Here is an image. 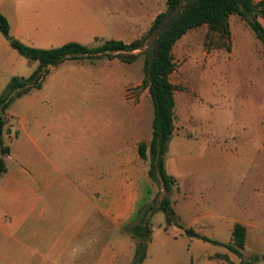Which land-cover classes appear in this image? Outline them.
<instances>
[{
    "label": "rangeland",
    "instance_id": "rangeland-1",
    "mask_svg": "<svg viewBox=\"0 0 264 264\" xmlns=\"http://www.w3.org/2000/svg\"><path fill=\"white\" fill-rule=\"evenodd\" d=\"M18 1L0 0V8L11 14ZM143 1L134 0L130 7ZM158 5L161 11L167 10L166 0H158ZM260 21L264 26V20ZM230 24L229 39L202 26L188 32L174 47L176 68L171 81L176 86V126L191 140L181 153L168 151L166 155V170L177 179L171 193L165 192L162 181L154 183L147 174L150 188L134 220L128 223L138 222L148 207L155 208L156 213L151 216L152 240L142 264H242V259L223 246L189 238L178 226L167 227L165 213L160 211L165 197L171 200L181 224L210 239L233 244L235 225H244V258L252 264H264V46L240 17L232 16ZM1 35L11 50L0 53V100L14 77L27 79L40 66L20 55ZM155 42L156 37L151 36L140 50L122 52L129 58L138 57L133 63L107 57L94 63L66 61L51 69L41 89L12 101L7 110L5 140L22 163L8 159L11 171L35 166L24 161L25 154L39 163L38 145L43 130L47 139L54 142L60 140V130L66 132L61 158L64 175L69 179L75 177L74 171L89 166H96L104 176H113L115 163L78 164L73 161L75 151L86 143L80 140H90L96 142L94 149L100 156L105 150V130L125 124L133 112H137L139 120V137L150 143L154 105L142 81L144 54L157 48ZM102 45L103 42H96L88 47ZM11 64L13 77L5 81L7 75L1 74ZM94 134L97 139L92 141ZM179 155L188 158L186 165L180 162ZM151 163L149 153L140 165L148 173ZM79 199L71 194L59 197L57 205H50L48 219H82ZM6 205H0V211L6 212ZM1 218L0 264H71L72 256L83 255L92 239H74L64 227L34 224L37 218L20 227L12 226L9 213H3ZM99 219L103 217L98 214ZM120 235H126L123 243L137 244L122 229L113 235L112 245L117 246ZM101 241L98 234V244ZM62 248L69 253L63 256ZM136 251L137 245L124 252L116 264H132Z\"/></svg>",
    "mask_w": 264,
    "mask_h": 264
},
{
    "label": "crops",
    "instance_id": "crops-1",
    "mask_svg": "<svg viewBox=\"0 0 264 264\" xmlns=\"http://www.w3.org/2000/svg\"><path fill=\"white\" fill-rule=\"evenodd\" d=\"M133 1L19 0L15 5V12L7 14L2 8L0 12L10 22L11 35L35 48L53 49L71 42L89 46L111 40L130 44L148 33L157 16L164 12L159 8L158 0H144L138 6L130 7V2ZM9 50L10 45L0 33V53ZM4 74L7 75L5 81L12 79V64L4 67L1 75ZM135 83L139 85L140 82L137 80ZM92 128L89 127L90 131ZM44 132L45 130L40 136V144H37L41 152L39 163L37 159L25 154L24 161L35 165L34 167L12 172L8 159L22 162L13 156L11 148V155L6 160L8 173L0 182V205L7 204V211H0V220L4 221L1 218L3 213H9L12 215L11 222L14 227H20L25 221L37 218L39 220L34 224L49 228L64 227L66 234L74 239L91 236L85 253L73 255L71 264L118 263L120 256L130 248H136V244L130 241L123 243L126 235H120L117 236L121 238L120 242L114 246L111 242L113 235L120 233L125 225L134 220L145 199L146 191L150 188L148 173L140 165L143 159L138 149L144 139L139 137L137 112H133L125 124L110 126L105 130L104 144L101 143L105 150L100 152V156L94 149L95 141L92 143L90 140H80L83 141L82 144L86 143L75 151L73 161L78 164L115 163V171L110 177L104 176L101 171L98 173L96 166L74 171L75 180L65 177L61 152L66 132L60 130L59 138L62 140L58 142L49 141ZM92 138V141L97 139L96 134ZM190 140L176 126V132L169 144V153H181ZM133 150L137 153L134 154ZM179 157L180 162L186 165L188 158L185 155ZM70 194L80 197L79 210L84 217L66 222L49 220L50 205H57L59 197ZM22 203L25 205V212H22ZM98 214L103 219L98 220ZM98 234L102 238L100 244ZM61 253L65 256L69 251L62 248ZM133 255L134 252L131 253V258Z\"/></svg>",
    "mask_w": 264,
    "mask_h": 264
},
{
    "label": "trees",
    "instance_id": "trees-1",
    "mask_svg": "<svg viewBox=\"0 0 264 264\" xmlns=\"http://www.w3.org/2000/svg\"><path fill=\"white\" fill-rule=\"evenodd\" d=\"M184 2L185 0H167V10L157 16L148 34L141 39L130 44L115 40L106 41L102 46L93 49L76 42L53 49L28 46L11 35L10 22L0 12V31L11 42L12 48L20 55L40 63L38 70L31 77H14L0 100V182L8 173L6 160L11 155V147L6 144L5 135L8 133L7 110L12 101L22 98L33 89H41L51 69L66 61L94 63L107 57L133 63L138 57L129 58L122 52L138 51L151 36H155V46L158 48L148 50L144 54L146 61L143 80V87L149 90L154 105L153 135L150 143L142 142L139 145L138 151L143 160H147L150 153L152 163L148 172L149 178L154 183L162 181L165 192L171 193L177 180L166 170V155L176 132V86L171 81L176 68L173 55L175 45L188 32L202 26H207L210 33L229 39L230 18L238 16L247 23L264 46V26L260 21L264 20V0H187L186 5ZM176 12L177 15L174 16ZM160 211L165 213L167 227L178 226L189 238L223 246L242 259V264H252L243 254L247 244V229L244 225H235L233 244L223 243L181 224L168 197L161 202ZM155 213V208L150 206L139 217L138 222L123 227V232L137 241L136 256L132 264H142L147 258V246L152 240L153 232L151 216Z\"/></svg>",
    "mask_w": 264,
    "mask_h": 264
},
{
    "label": "water",
    "instance_id": "water-1",
    "mask_svg": "<svg viewBox=\"0 0 264 264\" xmlns=\"http://www.w3.org/2000/svg\"><path fill=\"white\" fill-rule=\"evenodd\" d=\"M158 48V47H157Z\"/></svg>",
    "mask_w": 264,
    "mask_h": 264
}]
</instances>
